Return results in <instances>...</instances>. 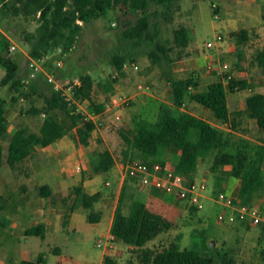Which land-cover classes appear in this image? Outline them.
I'll list each match as a JSON object with an SVG mask.
<instances>
[{
  "label": "trees",
  "instance_id": "16d2710c",
  "mask_svg": "<svg viewBox=\"0 0 264 264\" xmlns=\"http://www.w3.org/2000/svg\"><path fill=\"white\" fill-rule=\"evenodd\" d=\"M183 0H0V13L2 16L14 18L23 17L29 20L37 17L39 25L34 32L24 34V40L30 45L29 56L41 58L61 48L69 53L75 46L78 37L83 31L84 24L92 20L106 17L116 7H124L133 12H139L134 24H129L122 32L121 38L127 44V49L115 50L110 57V65L116 72L123 75V67L127 62H133L137 56L145 55L152 64L163 67L164 74L171 79L173 76L172 64L182 56L177 48L186 44L188 31L183 26L175 28L172 38L163 35L162 21H174L173 10L180 11V2ZM247 32H240L243 41L247 39ZM10 38L0 36V67L5 70V75L0 81V86H9L16 95L12 97V104L21 97L30 98L36 93L38 85L35 80L30 83V91H25V80L19 75V65L11 57L5 55L9 49ZM256 65L264 73V47L258 49L254 56ZM49 66V65H48ZM50 67V66H49ZM83 85L77 90L78 100H87L91 104L94 114L102 113L104 103H96L92 98L95 79L89 73L81 74ZM47 82V80H46ZM173 85V112L166 111L159 122H150L140 119L135 123L132 137L120 133L127 147L123 151L128 157L132 150L134 158L138 156L147 163L160 162L171 148L181 151L176 163L175 171L189 177L196 172L200 159L212 156L211 171L221 173L224 167H229L227 176H234L241 180L235 205H255L256 195L264 189V94L254 93L247 99V109L243 111H230L228 107V90L222 82L208 85L204 91H195L197 81L194 76L181 79H172ZM115 79L99 83L101 88L110 95L114 92ZM47 84H49L47 82ZM51 85V84H49ZM245 86L244 83H230V88ZM189 99L208 110L212 111L215 118L227 124L230 130L219 128L206 119L181 110L182 105ZM30 114H45L39 133L31 132L26 126H19L12 137L9 147V163L11 166L16 161L23 160L30 152L33 145L49 146L67 135L77 127L79 140L83 145L89 144V138L95 129L93 122L86 121L81 114H72L70 108L63 100L61 94L52 87L51 95L45 99V106L37 108L32 106ZM59 112H64L70 119L66 125L59 118ZM9 104L6 98L0 95V136L6 137L9 127ZM254 120L258 127L260 137L256 143L245 137L234 140V137L245 119ZM3 150L0 146V166L3 162ZM110 161L105 159L98 165L104 170L110 167ZM42 197L51 193L49 187L40 190ZM77 199L88 210L87 219L90 223L101 221L102 215L94 209L99 201V194L84 193L82 187L75 188ZM128 207L126 209V204ZM173 226L170 219L161 213L150 209L146 203L134 198L133 194L125 187L120 195L115 210L111 227V235L116 240L136 249L143 250V264H216L218 258L222 264H235L233 258L226 253H218L217 257L206 256L202 249L190 247L181 249L179 244L173 243L162 251L146 248L148 242L160 234L169 231ZM44 232L42 226H35L26 230L28 236H40ZM206 234L205 230L200 236ZM197 236V235H196ZM210 249V248H209ZM24 261L22 264H39ZM103 264H118L117 260L107 255Z\"/></svg>",
  "mask_w": 264,
  "mask_h": 264
},
{
  "label": "crops",
  "instance_id": "0c3cea01",
  "mask_svg": "<svg viewBox=\"0 0 264 264\" xmlns=\"http://www.w3.org/2000/svg\"><path fill=\"white\" fill-rule=\"evenodd\" d=\"M221 2L222 5L212 2L211 8L215 19L223 20V31L216 36L219 34L223 35L224 41L217 43L213 49L207 47L206 44L209 41L203 47L197 39L199 31L197 14L200 9L198 0H183L180 2L182 10L180 21L181 25L188 31V40L185 45L177 48V51L182 52V56L173 62V76L171 79L168 78V84L171 87L173 99L172 79L194 76L197 81V87L192 89L193 92L204 91L209 84L222 82L230 90L228 93L230 111H243L247 109V99L250 95L254 93L264 94V73L254 61L256 51L264 47V0H221ZM242 30L248 33L245 41L242 40L240 35ZM225 63L229 65L230 69L226 74H221L216 69ZM136 66V62H127L122 70L123 75L115 71L114 92L109 95V102H101L105 104V109L102 113L94 114L92 110H86L84 105L89 101L78 100L79 107L90 118L88 121L93 122L95 125L88 145H83L80 142L77 127H75L63 138L49 146H31L29 154L23 160L16 161L13 166L9 163V147L18 127L26 126L31 132L39 133L43 122L37 131H33L28 125L11 126V118L21 114V111L18 110V102L21 99L17 103L12 104V97L16 94H8L10 99L4 96L9 104V127L7 136L4 138L0 136V146L3 150V162L0 166V264H22L24 261L37 262L40 256H43V259L39 264L45 263V257L42 253H39L36 257V255H32L31 250H24L19 247L21 240L32 237L26 235V230L35 226H42L44 232L40 236L33 237H38L41 241H48L49 244H53L49 250L51 251L52 249V253L61 255L62 250L56 247L58 246L56 245L58 240L68 237L71 231L75 232L78 224H82L84 220L89 222L87 219L89 211L83 207L81 200L77 199L76 187H82L83 192L90 195L99 194V201L95 203L94 209L96 212L101 213V221L104 218L108 219V235L105 244H108L111 240H116L111 235V227L120 195L127 185L135 199L143 201L150 209L163 214L167 218H169V212H173L175 208L184 202L187 203L178 197L179 188H174L173 191L167 192L152 184L141 186L137 183L134 185L135 188H131L129 186L131 177L127 173L126 165L128 162L136 160L132 155V150L129 152L128 157H125L123 152L124 160L119 164L107 138H104L105 141L101 142L95 135L96 131L102 133V125L107 126L112 123L122 129L120 133L132 137L135 123L140 119L150 121L147 116H153L156 120L150 122L156 123L162 119L166 111L173 112L175 108L174 101L172 106H169L166 101L160 98L163 93L158 95L159 98L152 94H149L152 97L144 95L145 101H150L149 105L144 108L146 115L141 114L137 119L132 120L130 128L127 126L123 112L130 103L129 98L127 95L119 94L117 91L119 87L123 88L120 85V81L126 77L131 69L137 68ZM227 74L232 76L230 80L225 79ZM34 80L38 88L46 89L51 95L53 86L51 85V87L47 84L45 76L40 75ZM232 81L244 83L245 86L237 85L231 90L229 88ZM1 88L0 86V90ZM144 88L150 90V87ZM229 94H232V96H229ZM133 97L130 96V99ZM115 98L125 99V103L120 105L118 109L116 104L113 103ZM152 103L157 104L155 109H151ZM188 103H190L189 109L187 108ZM181 110L206 119L219 128L230 130L227 124L216 119L214 114L212 115L207 108L194 101L187 99ZM117 114L122 116L121 120L116 119ZM40 115L45 116L44 113ZM212 119L218 124L213 123ZM220 123L226 125V128L222 127ZM71 134H74V137L72 136L73 142L70 139ZM95 138L100 142L95 143L93 141ZM6 140H8L7 143ZM180 154V150L169 149L167 154L161 158L164 168L175 171ZM103 159H105L106 163L112 162L108 169H98V165ZM139 161L143 160L139 158ZM25 163L30 164L29 168L31 171L28 173L20 167ZM210 167L211 165L209 166V171L206 172L199 163L197 171L187 177L189 181L207 184L208 196L204 199V202L211 201L214 203L217 194L222 192L214 189L211 185L212 181H215L216 184H224L229 192H238L241 185L239 178L230 175L224 178L220 177V173L212 172ZM229 169V167H224L225 171H229ZM92 173L95 174L94 177L92 176L90 179L84 178L85 175H91ZM24 175L30 180L39 179V184L25 182ZM77 177L80 178L78 179ZM103 178L110 180H106L104 184L102 182ZM76 179H78V182H74ZM102 183L104 184V189L102 188ZM110 185H112L111 189L115 188V205L112 213L107 214L106 204H101L100 206L98 204L101 201L108 200L102 193L103 191H109L110 188L108 189L105 186ZM44 186L49 187L51 190L48 197L40 195V190ZM67 190H72V194H74L73 203L65 205L63 200L65 198L63 197L60 203L63 201L64 204L57 206L54 196L56 194L66 195ZM101 221L92 224H100ZM85 261L86 259H82L80 262L73 264H83Z\"/></svg>",
  "mask_w": 264,
  "mask_h": 264
},
{
  "label": "rangeland",
  "instance_id": "374dc122",
  "mask_svg": "<svg viewBox=\"0 0 264 264\" xmlns=\"http://www.w3.org/2000/svg\"><path fill=\"white\" fill-rule=\"evenodd\" d=\"M198 2L200 9L197 14L199 28L197 39L201 46L204 47L207 41H214V37L223 31V20L215 19L211 8L212 2L219 3L220 5H222V2L221 0H198ZM181 12V9L180 11L174 9L172 12L174 21L171 23L167 20L162 21L164 37L171 39L173 30L181 25ZM140 15L139 12H133L124 7H116L106 17H101L84 24L83 31L78 37L75 46L66 57H63V67L57 68L55 65V62L62 56L58 49L48 54L51 58L48 65L52 67L57 80L63 81L66 78L79 77L81 74L89 73L95 79L92 90L93 100L96 103L109 102V94L104 88L99 86V83L114 78L115 70L110 65L111 54L117 49L125 50L128 48L126 42L121 38V32L129 24H134ZM38 25L39 21L37 17L25 20L23 17L2 16L0 13V28L4 32L0 33V36L3 34L8 36L11 42L5 55L13 58L18 63L19 75L25 80V87L23 88L25 91H30L29 86L32 81L29 80L28 76L31 69L29 59L30 45L25 42L24 34L34 32ZM12 45L17 46V49L13 52L10 51ZM133 62L137 63V68L131 69L126 77L120 81V85L123 88L119 87L117 91L119 94H125L129 98L130 103L123 112L124 119L129 128L132 126V120L134 121L141 114L146 115L144 108L149 105L150 101H145L144 95L152 97L149 95L152 94L159 98L158 95L163 93L160 98L166 101L169 106H172L173 103L171 87L168 84V78L163 72L164 68L152 64L148 56L145 55L137 56ZM171 68L173 72V66ZM4 74V69L0 67V80ZM140 86H142V89L139 88ZM144 87H150V90ZM0 91V95L3 97H9L8 94L14 93L9 89V86L2 87ZM47 95L49 93L46 89L38 88L36 93H32L29 99L21 97V100L18 102V110L21 111V114L15 118H11V126L28 125L33 131H37L45 116L30 114L28 110L31 106L37 108L43 107ZM130 96L134 97L130 99ZM229 96H232V94H229ZM190 103H188V109ZM84 107L88 111L92 110L89 102H86ZM150 107L151 109H155L157 104L152 103ZM209 112L213 115L212 111L209 110ZM59 118L66 125H69L71 122L64 112H59ZM147 118L150 121L156 120L153 116H147ZM213 123L218 124L216 121ZM221 126L226 128V125L221 124ZM101 129L102 133L96 131L95 135L101 142H104V138H107L117 162L119 164L122 163L124 160L123 150L127 147L120 135L122 129L112 123H109L107 126L102 125ZM72 136L74 137V134L70 135V139L73 142ZM242 137L247 138L253 143L259 140L260 133L255 121L245 118L241 122L234 140ZM96 139H93V141L99 143L100 141ZM134 159L139 160V157L136 156ZM212 162V156H204L200 159V166L208 172ZM20 167L26 173L31 171L29 168L30 164L25 163ZM262 169L264 174V164ZM227 172L223 168L220 177H227ZM94 175V173L88 174L84 178L90 179ZM77 178L79 179L80 177ZM78 179L74 182H78ZM38 180H30L24 175L25 182H35L38 185ZM106 180L110 179L103 178L102 182L105 184ZM135 183H137L135 179L131 178L129 186L135 188ZM104 184L102 186L103 189ZM211 185L215 190L218 189V191L227 193L234 200L237 191L233 193L229 192L224 184H216L215 181H212ZM105 187L110 188V190L103 191L102 195L108 200L101 201L98 205L106 204L107 214H111L115 205V188L111 189L112 185ZM72 190H67L66 195L56 194L54 196L56 205L64 204L63 201L60 203L63 197L65 198L63 199L65 205L73 203L74 194H72ZM128 204H126V209ZM255 205H260L264 209V189L260 190L256 195ZM222 210L225 212V217L224 219H219L218 216ZM168 217L173 223L172 228L148 242L146 248L162 251L173 243H177L181 249L197 247L202 249L204 255L215 258L218 253L227 252L234 259L235 264H264V228L253 226L249 222L241 220L236 208L225 207L223 209L217 203L216 198L214 203L205 201L204 207L201 210L184 202L175 208L173 212H169ZM202 230L206 231L204 236H200ZM107 235V218H104L100 224H92L84 220L82 224H78L75 232L71 231L68 237L58 240L56 244L58 246L56 247L62 250L61 255L52 253V249V252L49 250L53 244H49L48 241H41L38 237L33 236L21 240L19 247L24 250H31L32 255H36V257L39 253H42L45 257L44 264H73L78 261L80 262L82 259H86L83 264H103L104 257L107 255L114 257L118 264H143L144 249H136L117 240L109 241L108 247H105ZM212 241H214L213 248H211ZM98 244L102 246L99 247ZM216 259V264H222L218 258Z\"/></svg>",
  "mask_w": 264,
  "mask_h": 264
},
{
  "label": "built area",
  "instance_id": "2783aa9c",
  "mask_svg": "<svg viewBox=\"0 0 264 264\" xmlns=\"http://www.w3.org/2000/svg\"><path fill=\"white\" fill-rule=\"evenodd\" d=\"M0 33H4L0 28ZM224 41L223 35L216 36L214 41L207 42V47L213 49L217 43ZM17 49V46L12 45L10 51ZM61 53V58L55 62L57 68L63 67V57H66L68 53L64 52L61 48L58 49ZM50 56L46 55L41 58L35 59L30 57L31 69L29 72V80L36 79L38 76H45L47 82L51 84L55 91L59 92L71 110L72 114H81L86 120H89V116L81 110L79 107L78 99L76 97L77 90L82 85V79L80 77L66 78L63 81H59L53 72L52 67L48 66L50 62ZM230 67L228 64H222L218 69L219 73L226 74ZM116 78V76H114ZM232 76L230 74L225 75L226 80H230ZM142 89V88H141ZM114 104L118 109L120 105L125 103V99L115 98ZM117 120H121L122 116L117 114ZM128 175L135 179L137 184L141 186H153L163 189L167 192H171L174 188H179L178 197L181 200L186 201L189 205H192L198 209H203L204 199L207 198L208 186L206 183H197L195 181H189L183 174L174 170L165 169L162 163L156 161L147 163L145 161H131L126 165ZM217 203L224 209L225 207H233L238 211L241 220L249 222L253 226H261L264 228V209L260 205H235L233 199L225 192H219L215 197ZM219 219H224L225 212L222 210L219 213ZM101 247V244H98ZM105 247H108L107 244Z\"/></svg>",
  "mask_w": 264,
  "mask_h": 264
},
{
  "label": "water",
  "instance_id": "95a60500",
  "mask_svg": "<svg viewBox=\"0 0 264 264\" xmlns=\"http://www.w3.org/2000/svg\"><path fill=\"white\" fill-rule=\"evenodd\" d=\"M214 247V241H212V243H211V248H213Z\"/></svg>",
  "mask_w": 264,
  "mask_h": 264
}]
</instances>
